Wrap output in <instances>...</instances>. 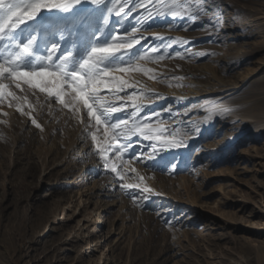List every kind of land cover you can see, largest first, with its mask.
<instances>
[{"label": "rangeland", "instance_id": "1", "mask_svg": "<svg viewBox=\"0 0 264 264\" xmlns=\"http://www.w3.org/2000/svg\"><path fill=\"white\" fill-rule=\"evenodd\" d=\"M121 6L109 31L139 38L130 63L152 72L110 74L132 87L120 91L113 82L101 88L108 103L127 105L109 117L130 119L135 109L128 97L137 93L138 123L178 128L181 110L219 97L174 108L164 93L184 86L200 93L235 88L223 99L230 111L211 121L195 112L201 132L183 138L196 150L160 153L174 168L151 170V142L122 137L123 159L104 153L125 176L121 181L91 140L95 121L90 127L80 122L86 112L73 115L38 90L12 85L17 98L0 102V264H31L46 244L49 256L68 250L60 264H75L77 254L79 264H264V0H207L199 7L209 11H193L195 20L160 15L155 0L107 5ZM106 131L101 125L97 144L108 145ZM141 177L157 195L120 188ZM90 215L95 222L87 223ZM72 235L76 240L63 246ZM50 260L46 264H54Z\"/></svg>", "mask_w": 264, "mask_h": 264}, {"label": "snow or ice", "instance_id": "2", "mask_svg": "<svg viewBox=\"0 0 264 264\" xmlns=\"http://www.w3.org/2000/svg\"><path fill=\"white\" fill-rule=\"evenodd\" d=\"M155 2L160 15L186 16L189 20L197 19L193 11H209L208 8L199 7V4H206L207 0H199L196 8L188 0ZM109 3H115V0H0V102L17 98L10 90L12 85L17 89L26 85L29 89L54 98L56 104L67 108L73 115L80 116L86 112L87 121L80 116V122L90 127L91 122L95 121L97 131L91 132V140L97 146L100 158L105 161V167L123 181L125 176L119 167L115 163H107L112 157L104 156L105 152L112 151L116 159H123L122 150L126 145L120 142L122 137L130 139L139 136L151 142V151L147 152L146 158L153 161V171L175 167L171 161H165L160 156L162 151L196 149L183 138L184 135H192L190 132H181L175 127H153L151 121H136L137 112L141 110L136 105V99L142 94L133 93L128 97L135 109L130 119L117 120L108 116L110 112L120 111L127 105L108 103L100 95L101 88L113 82L120 91H123L125 85L132 87L130 83L110 74L140 72L148 75L152 72L151 69L132 66L130 63L134 59L131 50L140 43L139 38L130 36L127 31H109L113 12L120 16L123 11V6L119 9L108 8ZM89 4L97 7H89ZM146 11L151 14L150 9ZM136 31L138 29H132L133 33ZM16 110L23 114L19 105ZM205 110L209 114L205 119L230 111L216 105ZM29 118L32 119L31 116ZM32 123L40 127L35 119H32ZM101 125L107 129L104 133L107 146L97 144V132ZM195 132L199 134L201 129L196 127ZM176 155L178 153H173L174 157ZM137 162L149 167L143 159ZM132 171L135 172V169ZM139 180L137 184L121 183L120 188H142L145 193L157 195L153 189L142 186V177ZM132 199L135 201L136 197L132 196Z\"/></svg>", "mask_w": 264, "mask_h": 264}, {"label": "bare ground", "instance_id": "3", "mask_svg": "<svg viewBox=\"0 0 264 264\" xmlns=\"http://www.w3.org/2000/svg\"><path fill=\"white\" fill-rule=\"evenodd\" d=\"M138 88V87H137ZM235 88L231 87V88H226V87H222L220 90H216L215 92H208V91H203L202 93L196 91L193 88H190L189 86L185 88V86L178 90H168L167 92L164 93L165 99L166 101H170V104H173L174 108L180 109L183 108L184 105L188 102V101H192L195 99H199V98H203V97H208L209 95H218L219 97L213 98L210 100V102H208L209 104H207L208 106H204L200 109H194V108H184L183 110H181L179 112V119L177 120V124L176 126L184 132H191L192 130H194L196 128V124L198 122V119L195 118V112L197 111H202L204 112L205 117H208L209 114L208 112L205 110L208 107H211L213 105L218 106L219 108H222V105L224 104V100L225 98H228V96H230V92H232ZM214 90V89H213ZM146 90L142 89L141 92H144ZM125 92V91H124ZM224 99V100H223ZM222 117V116H221ZM214 116H211L210 118H208L210 121L214 120ZM209 122H207L208 124ZM200 124V123H199ZM254 129V128H251ZM199 156V152H196L195 157ZM87 223H91L95 222L96 218H94V215H90L89 218H87ZM71 238V239H70ZM69 239H67V242H63V246H66L67 244H71V242L75 241L76 237L73 239V235L70 237ZM46 248L44 249L43 252H41V259H38L37 261H31V264H46L48 262L49 259H51L50 261H54V264H60L63 261L67 260V257L65 256V253L68 251L65 248H60V251H58L57 253H55L52 256H49L50 251H47V247L49 248L48 244H46L45 246ZM89 249V248H88ZM40 255L39 252H36L33 257H36ZM80 258H81V254H77L76 257L73 258V261H75V264H79L80 263ZM29 261L31 258H28Z\"/></svg>", "mask_w": 264, "mask_h": 264}]
</instances>
